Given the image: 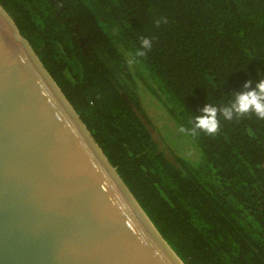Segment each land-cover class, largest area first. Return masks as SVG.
<instances>
[{
	"label": "trees",
	"instance_id": "1",
	"mask_svg": "<svg viewBox=\"0 0 264 264\" xmlns=\"http://www.w3.org/2000/svg\"><path fill=\"white\" fill-rule=\"evenodd\" d=\"M0 4L184 264H264V119L219 111L264 79V0ZM209 104L219 131L192 136Z\"/></svg>",
	"mask_w": 264,
	"mask_h": 264
},
{
	"label": "water",
	"instance_id": "2",
	"mask_svg": "<svg viewBox=\"0 0 264 264\" xmlns=\"http://www.w3.org/2000/svg\"><path fill=\"white\" fill-rule=\"evenodd\" d=\"M0 264H184L1 4Z\"/></svg>",
	"mask_w": 264,
	"mask_h": 264
},
{
	"label": "clouds",
	"instance_id": "3",
	"mask_svg": "<svg viewBox=\"0 0 264 264\" xmlns=\"http://www.w3.org/2000/svg\"><path fill=\"white\" fill-rule=\"evenodd\" d=\"M157 26L161 23H167L165 18L158 19L155 21ZM152 48V40L149 37L140 38V48L136 51V56L145 57L147 52ZM143 49V50H141ZM146 50V51H145ZM136 61L130 59L129 64ZM252 81L249 80L245 83L244 87L249 88ZM203 115L195 118V125L191 132H188L185 128H181V132H188L192 136H196V129L204 132L208 135H215L219 131V119L217 107L209 104L203 108ZM222 116L226 120H233V113H235V119H240L254 114L259 119H264V79H260L256 83V88L251 91H245L235 95L230 107H225L222 110Z\"/></svg>",
	"mask_w": 264,
	"mask_h": 264
},
{
	"label": "rangeland",
	"instance_id": "4",
	"mask_svg": "<svg viewBox=\"0 0 264 264\" xmlns=\"http://www.w3.org/2000/svg\"><path fill=\"white\" fill-rule=\"evenodd\" d=\"M160 116H161V113L158 112V110L156 111V110H154V108L151 109L150 117L153 120L155 119L153 122L156 123V119H158ZM161 125H163V124H161ZM164 131L166 133V136H167L166 138L168 139V143L170 146H173L174 148L182 151L184 146L188 145V143H187L188 140L181 131H180V133H178V131L167 128V126L164 127ZM155 136H156V138L158 137L157 135H155ZM164 148H165V146H164Z\"/></svg>",
	"mask_w": 264,
	"mask_h": 264
}]
</instances>
